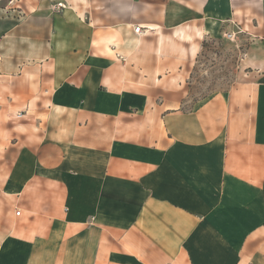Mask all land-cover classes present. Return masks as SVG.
I'll return each mask as SVG.
<instances>
[{
  "label": "crops",
  "instance_id": "0c3cea01",
  "mask_svg": "<svg viewBox=\"0 0 264 264\" xmlns=\"http://www.w3.org/2000/svg\"><path fill=\"white\" fill-rule=\"evenodd\" d=\"M228 23L258 41L257 79L155 105ZM17 115L44 119L34 141L4 121L0 264H264V0H0Z\"/></svg>",
  "mask_w": 264,
  "mask_h": 264
},
{
  "label": "rangeland",
  "instance_id": "374dc122",
  "mask_svg": "<svg viewBox=\"0 0 264 264\" xmlns=\"http://www.w3.org/2000/svg\"><path fill=\"white\" fill-rule=\"evenodd\" d=\"M199 49L196 57L188 68V75L182 88L185 94L181 101L154 102L161 108L169 110L181 109L190 111L195 105L219 93L249 84L257 79V74L249 67L252 66L251 58L259 53L260 47L257 40L242 33L236 26L228 23L219 31L199 37ZM181 95V93H180ZM10 120H22L30 125V129H25L24 139L34 141L40 133L43 116L21 117L17 115L12 118L0 117V141L11 136L5 130L6 124ZM27 125V126H28ZM32 126V127H31ZM39 126V127H38ZM37 133V135H36ZM35 135V138H34ZM4 149L0 148V175L7 168L5 164Z\"/></svg>",
  "mask_w": 264,
  "mask_h": 264
},
{
  "label": "built area",
  "instance_id": "2783aa9c",
  "mask_svg": "<svg viewBox=\"0 0 264 264\" xmlns=\"http://www.w3.org/2000/svg\"><path fill=\"white\" fill-rule=\"evenodd\" d=\"M144 31H145V29L142 26H140V25H137V26L134 27V32L135 33H143ZM18 213H19V211L16 212V214H18Z\"/></svg>",
  "mask_w": 264,
  "mask_h": 264
}]
</instances>
